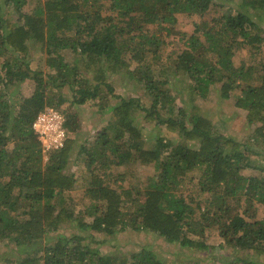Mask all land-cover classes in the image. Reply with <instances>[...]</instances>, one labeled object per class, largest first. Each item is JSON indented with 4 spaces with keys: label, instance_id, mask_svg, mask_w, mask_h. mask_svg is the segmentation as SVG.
<instances>
[{
    "label": "trees",
    "instance_id": "obj_1",
    "mask_svg": "<svg viewBox=\"0 0 264 264\" xmlns=\"http://www.w3.org/2000/svg\"><path fill=\"white\" fill-rule=\"evenodd\" d=\"M29 2L31 10L25 9ZM215 3L225 5L0 0V243L12 246L0 261L173 264L146 246L119 254L91 244L97 233L107 236L100 243H131L139 231L175 243L177 252L200 248L211 221L220 229V247L230 250L221 264H252L249 253L264 255V163L254 147L264 143V0H232L221 14L210 15ZM6 5L18 15L14 23L4 16ZM178 13L198 14L201 21L181 34L186 47L175 54L166 46ZM32 45L47 54L46 71L32 68ZM244 48L249 60L237 66L234 57ZM171 74L188 79L189 97L178 100ZM121 75L140 82L148 102L131 96L113 104L115 77ZM27 80L35 83L29 96L14 89ZM216 84L221 97H234L245 111L247 140L224 133L205 115L199 100ZM67 86L72 98L65 95ZM90 101L110 119L85 134L76 107ZM48 107L63 113L67 133L63 147L46 152L32 125ZM139 113L164 131L150 148ZM73 155L85 176L78 203L72 194L77 174L69 170ZM245 169L260 174L246 175ZM202 194L212 198L204 203Z\"/></svg>",
    "mask_w": 264,
    "mask_h": 264
},
{
    "label": "rangeland",
    "instance_id": "obj_2",
    "mask_svg": "<svg viewBox=\"0 0 264 264\" xmlns=\"http://www.w3.org/2000/svg\"><path fill=\"white\" fill-rule=\"evenodd\" d=\"M219 2H223L225 5H221L215 3L214 6L210 9V15H219L228 6L231 5L232 0H218ZM240 0H233V4L237 5ZM217 2V0H216ZM12 5H6L5 7V15L11 22H15L18 15L15 10H13ZM33 7V3L29 2L25 5V9L31 10ZM259 13V12H257ZM262 14L261 20H263L264 24V12H260ZM4 14V12H3ZM209 15V16H210ZM5 17V18H6ZM256 19H259L256 17ZM201 21V16L196 15H188L186 13H178L177 14V22L175 24V31L172 32L170 36V43L166 46L167 49L175 54L180 53L186 47V41L181 39V34L184 32L192 33L194 29V22ZM177 30V31H176ZM166 34V33H165ZM172 41V43H171ZM165 47V48H166ZM32 55L28 60L32 68L35 69H44L45 71L48 69L46 65L47 54L42 52L40 49L37 50L34 45H32ZM68 54V61H72L75 56L70 54L69 51H66ZM250 53L248 48H244L238 50L236 53L235 64L240 66L244 60H249ZM79 63V62H78ZM81 65V63H79ZM170 73V72H169ZM174 82V87L176 90V96L178 100H183L186 97H189L190 91L186 89L188 84V79L184 78L185 76L181 74L172 75ZM116 89L115 92L117 94L116 98H112L111 102L114 104L121 97H131V96H140L144 102H148L149 95L147 90L142 86L140 82L137 80L130 78L126 75L124 76H116L115 77ZM220 85H212L211 92L209 93L207 99L199 100V103L203 106V110L205 115L209 116L212 120H214L215 124L220 128L224 133L230 132L236 135L241 140H247L250 137L251 128L246 123L244 118L245 111L237 108L235 106V99L231 97L229 99H225L220 96V92L218 88ZM18 88L19 92L22 95L29 96L33 93L35 89V83L32 80H27L22 82L20 85L16 86L14 89ZM65 95L68 98H72V90L70 87H66L64 89ZM69 104V100L64 102L61 105L62 108H66ZM76 111V117L79 119L82 125V129L85 131V134H90L98 131L99 126L106 124L110 119V114L101 111L95 106L94 101H90L84 105H78ZM144 113V112H141ZM138 114V124L142 127L143 135L146 138V147L150 148L155 144L156 136L159 134H164V131L161 129V126L156 125V121H148L143 118V116H139ZM84 141V139L82 138ZM258 145H254L256 150L260 152L257 157V161L260 163H264V143H257ZM78 150V146L75 145L74 152ZM69 170H75L77 180H78V188L72 191V194L75 197V202L78 203L82 196L83 186L85 185V176L81 174L82 168L81 165L77 162L76 156L73 155L71 159V163L69 165ZM243 172L246 175L250 174H260L259 170L255 169H245ZM212 196L208 194H202L201 199L204 203L208 202ZM81 207V205H77V209ZM260 215H264V206L261 205L259 207ZM79 215V214H78ZM90 219V218H88ZM75 231V228L70 230L69 228H65L64 232L70 234ZM135 235L132 237L131 243L125 241L123 238L119 239H110L108 241H103L102 243L99 240H104L107 236L104 233H97L95 238L93 239V243L91 244L92 249H98L101 252H115L119 254H128L133 251H138L141 247H148V249H153L163 259L173 261V264H190L191 261H196L199 264H221V260L223 256H228L230 254V250L223 249L220 247V244L223 242V238L220 234V229L218 225L214 224L213 221L206 225L205 236L202 238V241L205 245L199 246L200 248H181L177 252V248L175 243L169 242L164 237L159 235H148L143 232L133 231ZM12 246L1 244L0 243V256L10 252ZM237 254H243L242 251L236 252ZM248 258L254 260L252 264H264V255L249 253ZM13 254L8 256L7 258H12ZM6 258V259H7ZM221 258V259H220ZM0 264H8L6 260L1 259Z\"/></svg>",
    "mask_w": 264,
    "mask_h": 264
},
{
    "label": "built area",
    "instance_id": "obj_3",
    "mask_svg": "<svg viewBox=\"0 0 264 264\" xmlns=\"http://www.w3.org/2000/svg\"><path fill=\"white\" fill-rule=\"evenodd\" d=\"M65 121L61 111L49 107L36 116L32 127L46 152L64 146L67 133Z\"/></svg>",
    "mask_w": 264,
    "mask_h": 264
}]
</instances>
